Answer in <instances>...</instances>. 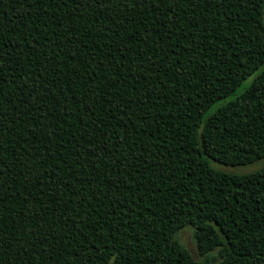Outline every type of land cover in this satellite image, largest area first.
<instances>
[{
    "label": "trees",
    "instance_id": "1",
    "mask_svg": "<svg viewBox=\"0 0 264 264\" xmlns=\"http://www.w3.org/2000/svg\"><path fill=\"white\" fill-rule=\"evenodd\" d=\"M263 158L264 0H0V264H264Z\"/></svg>",
    "mask_w": 264,
    "mask_h": 264
},
{
    "label": "rangeland",
    "instance_id": "2",
    "mask_svg": "<svg viewBox=\"0 0 264 264\" xmlns=\"http://www.w3.org/2000/svg\"><path fill=\"white\" fill-rule=\"evenodd\" d=\"M219 106V104H217L215 107ZM214 107V108H215ZM214 166H217L221 169H224L226 171L229 172H235V173H245V172H250V171H255L260 169L261 167L264 166V158L252 163V164H247V165H243V166H236V167H232V166H225L223 164L220 163H216L213 162ZM179 239L181 240V242L187 246V248L192 252V254L197 258L200 259V255H199V251L197 248V243L194 237V230L191 227H186L183 230L180 231L179 233Z\"/></svg>",
    "mask_w": 264,
    "mask_h": 264
}]
</instances>
